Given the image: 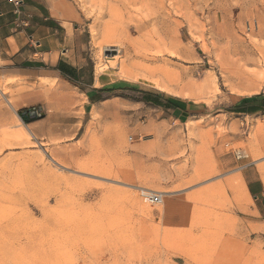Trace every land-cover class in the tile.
Wrapping results in <instances>:
<instances>
[{"label": "rangeland", "instance_id": "rangeland-1", "mask_svg": "<svg viewBox=\"0 0 264 264\" xmlns=\"http://www.w3.org/2000/svg\"><path fill=\"white\" fill-rule=\"evenodd\" d=\"M64 1L78 86L0 82V264H264L243 179L264 183V113L235 111L264 96V0ZM100 75L205 110L185 125L129 94L91 104Z\"/></svg>", "mask_w": 264, "mask_h": 264}, {"label": "crops", "instance_id": "crops-1", "mask_svg": "<svg viewBox=\"0 0 264 264\" xmlns=\"http://www.w3.org/2000/svg\"><path fill=\"white\" fill-rule=\"evenodd\" d=\"M71 19H74L73 10L64 0H0V82L5 84L37 77L75 84L82 68L81 35L76 31L72 35L74 43L68 40ZM125 81L114 80L108 75L95 76L87 90V98L91 104L102 102L113 95L108 94V90L131 87ZM114 94L130 95L129 92ZM164 96L160 97L161 106L154 107L169 111L178 124L186 125L205 110L203 103ZM254 105L253 108H257L254 113H264L259 110L264 107L263 102ZM15 106L16 110L20 107ZM243 179L246 191L257 204L258 214L264 217L262 179L247 173H243Z\"/></svg>", "mask_w": 264, "mask_h": 264}, {"label": "trees", "instance_id": "trees-1", "mask_svg": "<svg viewBox=\"0 0 264 264\" xmlns=\"http://www.w3.org/2000/svg\"><path fill=\"white\" fill-rule=\"evenodd\" d=\"M125 92H129L131 95V98L137 99L140 102H143L148 105H153V106H161L160 97H165L164 95H162L161 93L153 89L140 88L139 86L132 85V84H131V87H128V88H113L107 91L108 94L125 93ZM258 101L264 103V96L259 95L251 99H242L240 101L239 106L235 109V111L237 113H244L245 110L243 108L245 105H247L250 102H258ZM256 109L257 108H254L252 109V111L257 112ZM259 110L264 111V107ZM20 116H21V119L26 124H31L36 121V120H29L27 116H25L23 113H20Z\"/></svg>", "mask_w": 264, "mask_h": 264}, {"label": "bare ground", "instance_id": "bare-ground-1", "mask_svg": "<svg viewBox=\"0 0 264 264\" xmlns=\"http://www.w3.org/2000/svg\"><path fill=\"white\" fill-rule=\"evenodd\" d=\"M103 44H105L106 46L104 47L107 51H111V48H117V50L118 51H120V52H122V48H123V46H122V44H120V43H118V42H116L115 40H114V36L113 35H110V33H107L106 34V36H105V38H104V43ZM124 50H126V54L128 53V49H124ZM115 51V50H114ZM116 52V51H115ZM173 54V53H172ZM172 56H174V54L172 55ZM178 57V56H177ZM138 59H140V58H138ZM142 60L144 59V60H148V57L147 56H145V57H142L141 58ZM142 62V61H141ZM141 62H133L132 63V68L133 69H137V70H144V71H149V72H152V71H154V70H157L156 68H152L151 66H147V65H145V64H143V63H141ZM115 63V62H114ZM116 63H117V61H116ZM145 63V62H144ZM124 66V65H123ZM129 68L128 67H124V70L123 71H126L125 73L123 72V75L121 74V76L123 77V78H126V79H132L133 78V76L131 75L132 73V71H129L128 70ZM161 72V71H160ZM101 73H102V71H101ZM162 74V73H161ZM135 77V76H134ZM136 80V79H135ZM138 80V79H137ZM139 81V80H138ZM101 85V84H100ZM1 88H2V86L0 85V92L3 94V95H6V93H4V91L2 92V90H1ZM189 97V96H188ZM7 103L9 104V106L13 109V111H15L16 112V106H15V104L12 102V101H10V100H8L7 99ZM19 106V105H18ZM23 124H24V122H22ZM51 158V157H50ZM53 162H55L54 160H52ZM55 163H57V162H55Z\"/></svg>", "mask_w": 264, "mask_h": 264}]
</instances>
